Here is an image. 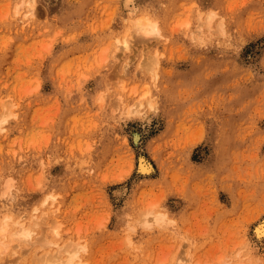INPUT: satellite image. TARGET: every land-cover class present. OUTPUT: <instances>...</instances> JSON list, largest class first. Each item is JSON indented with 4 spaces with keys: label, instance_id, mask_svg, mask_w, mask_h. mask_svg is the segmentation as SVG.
Segmentation results:
<instances>
[{
    "label": "rangeland",
    "instance_id": "374dc122",
    "mask_svg": "<svg viewBox=\"0 0 264 264\" xmlns=\"http://www.w3.org/2000/svg\"><path fill=\"white\" fill-rule=\"evenodd\" d=\"M28 1L0 0V264H264V0Z\"/></svg>",
    "mask_w": 264,
    "mask_h": 264
},
{
    "label": "bare ground",
    "instance_id": "6f19581e",
    "mask_svg": "<svg viewBox=\"0 0 264 264\" xmlns=\"http://www.w3.org/2000/svg\"><path fill=\"white\" fill-rule=\"evenodd\" d=\"M27 4H28V8H27V10H28V12H27V14L29 15V16H31V17H34V14H35V12H37V10L39 11V9H38V7H37V10H35V8H34V4H33V0H30V1H28L27 2ZM26 4V5H27ZM36 16V15H35ZM30 17V18H31ZM27 18V17H26ZM136 29H135V32H138L139 34H141L143 37H146V38H149V37H151V36H153V35H155V34H157L158 33V28H157V24L155 23V22H153V21H151V20H149V18L148 19H140L139 21H137V23H136ZM135 28V27H134ZM133 28V29H134ZM125 49H126V51H128V53H130L131 52V47H130V44H129V42L128 41H126L125 42ZM4 121V120H3ZM2 121V122H3ZM136 138L138 139V136H136ZM139 171H140V173H142V174H145V175H148V174H151L152 172H154L155 170H154V167H153V165H152V163L147 159V158H145L144 156L143 157H141L140 159H139ZM54 209V208H53ZM52 209V210H53ZM58 211V208H56L55 210H53V213L54 212H57ZM49 214V213H48ZM162 218H159V217H156V220L157 221H159V220H161ZM148 223H150V220H148L147 221V224ZM2 235H5L6 234V232H7V227H6V225H4V226H2ZM255 234L259 237V238H264V219L263 220H261L258 224H257V226H256V228H255ZM18 235L19 234H17V237H18ZM20 235H22L23 237H25V238H29L30 237V235L28 234V233H25L24 232V230L21 232V234ZM5 237H6V235H5ZM19 238V237H18ZM259 240V239H258ZM261 240V239H260ZM264 240V239H263ZM1 243H2V241H0ZM263 242V241H262ZM0 243V252L2 253V251L4 250V249H6L4 246H3V243L1 244ZM6 245V244H5ZM257 245V244H256ZM253 246H255V245H253ZM8 247V246H7ZM252 249H251V251H252V254L257 258V255H258V252H259V249H258V247H251ZM65 252L69 255L67 258H66V260H63V262H62V264H77V262H75V259L77 258V253L76 254H71L70 253V251H69V249H67V250H65ZM0 253V254H1ZM251 253V252H250ZM254 258V257H253ZM257 259H259V258H257ZM251 260V259H250ZM253 261H255V260H253ZM182 262V261H181Z\"/></svg>",
    "mask_w": 264,
    "mask_h": 264
}]
</instances>
